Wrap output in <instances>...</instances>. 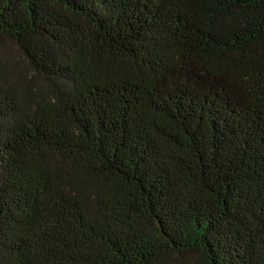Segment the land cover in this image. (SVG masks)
<instances>
[{
    "label": "trees",
    "instance_id": "trees-1",
    "mask_svg": "<svg viewBox=\"0 0 264 264\" xmlns=\"http://www.w3.org/2000/svg\"><path fill=\"white\" fill-rule=\"evenodd\" d=\"M0 264H264V0H0Z\"/></svg>",
    "mask_w": 264,
    "mask_h": 264
},
{
    "label": "rangeland",
    "instance_id": "rangeland-1",
    "mask_svg": "<svg viewBox=\"0 0 264 264\" xmlns=\"http://www.w3.org/2000/svg\"><path fill=\"white\" fill-rule=\"evenodd\" d=\"M6 47L13 56L14 60L18 62L19 65L24 67V69L28 70V66L25 64L23 57L13 48V45L9 42L6 43Z\"/></svg>",
    "mask_w": 264,
    "mask_h": 264
}]
</instances>
